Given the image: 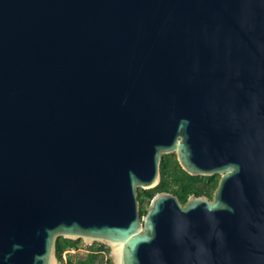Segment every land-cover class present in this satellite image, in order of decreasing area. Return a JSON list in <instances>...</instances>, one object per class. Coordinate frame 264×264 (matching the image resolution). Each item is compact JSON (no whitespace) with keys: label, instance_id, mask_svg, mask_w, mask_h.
<instances>
[{"label":"water","instance_id":"1","mask_svg":"<svg viewBox=\"0 0 264 264\" xmlns=\"http://www.w3.org/2000/svg\"><path fill=\"white\" fill-rule=\"evenodd\" d=\"M211 200L137 191L163 155ZM264 264V0H0V264Z\"/></svg>","mask_w":264,"mask_h":264},{"label":"trees","instance_id":"2","mask_svg":"<svg viewBox=\"0 0 264 264\" xmlns=\"http://www.w3.org/2000/svg\"><path fill=\"white\" fill-rule=\"evenodd\" d=\"M160 183L153 189L137 191V200L140 205V215L145 212L146 205L156 193H170L175 195L180 203L184 204L190 195H200L203 193L201 184L204 183L201 176H190L186 174L178 165L174 154L163 155L160 162ZM215 180L211 177L210 187H214ZM78 241L58 238L55 244L56 258L58 264H105L110 263L108 257L109 250L100 245L93 244L88 248L87 253L74 260L63 261L62 254L67 250L77 248Z\"/></svg>","mask_w":264,"mask_h":264},{"label":"rangeland","instance_id":"3","mask_svg":"<svg viewBox=\"0 0 264 264\" xmlns=\"http://www.w3.org/2000/svg\"><path fill=\"white\" fill-rule=\"evenodd\" d=\"M147 207V205H146ZM78 241V244H77V248L75 250L73 249H70V250H67L66 252H64L62 254V257H63V261H65L66 259H71V260H76L82 256H84L87 251H88V248L92 245H85L83 242H81L80 240H77Z\"/></svg>","mask_w":264,"mask_h":264},{"label":"flooded vegetation","instance_id":"4","mask_svg":"<svg viewBox=\"0 0 264 264\" xmlns=\"http://www.w3.org/2000/svg\"><path fill=\"white\" fill-rule=\"evenodd\" d=\"M175 156V155H174ZM201 177H203V181H204V183H202L201 184V190L203 191V193L202 194H200V195H190V196H195V197H198V196H204V197H206L208 200H211L212 199V196H213V192H214V190H215V188H216V186H217V183H218V180H219V175H211V176H201ZM212 178V179H216L215 180V185H214V187H210V185H211V183H210V181H209V178ZM170 194V193H169ZM173 195V194H172Z\"/></svg>","mask_w":264,"mask_h":264},{"label":"built area","instance_id":"5","mask_svg":"<svg viewBox=\"0 0 264 264\" xmlns=\"http://www.w3.org/2000/svg\"><path fill=\"white\" fill-rule=\"evenodd\" d=\"M108 257H109V255H108ZM109 259H110V258H109ZM105 264H111V261H110V263L105 262Z\"/></svg>","mask_w":264,"mask_h":264}]
</instances>
